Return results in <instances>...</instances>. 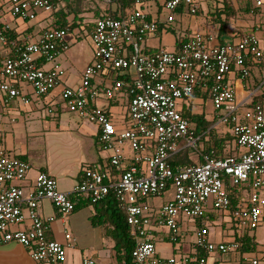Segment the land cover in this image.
<instances>
[{
    "label": "built area",
    "instance_id": "built-area-1",
    "mask_svg": "<svg viewBox=\"0 0 264 264\" xmlns=\"http://www.w3.org/2000/svg\"><path fill=\"white\" fill-rule=\"evenodd\" d=\"M151 1L169 12L167 23L175 21L180 9L188 14L199 9L196 0H133V7L123 16L95 18L89 31L92 61L77 86H64L60 92L69 112L99 126L101 147L110 152L103 166L86 167L73 191L64 192L57 178L45 171L38 172L33 184L25 185L30 162L0 149V246L15 242L35 261L63 264L76 238L68 230L64 232L65 243L47 238L55 216L40 215L42 202L50 201L66 216L82 199L95 204L110 194L135 242L133 264H179L175 257L157 254L154 234L157 228L166 227L168 239L178 242L181 215L200 220L195 229L198 251L238 250L239 240L216 243L208 238L210 206L228 212L239 226L251 230L264 226V101L250 103L241 121L237 111L244 102H237L230 79L232 74L247 79L252 62L264 66V39L247 33L236 42L214 44L212 35L195 32L176 50L164 46L143 49L145 38L162 24L145 8ZM246 1L256 7L263 5L262 0ZM55 9L54 0H0V51L8 50L0 60V91L7 101L30 103L23 83L37 96L47 95L62 84L67 71L58 57L70 48L69 35L74 30L46 26L23 39L12 38L3 18L34 21L40 13L51 14ZM103 74L108 83L98 90L93 80ZM125 88L128 107L120 127L113 113L97 106L96 101L100 96L116 101ZM197 88L202 94L209 93L218 122L231 126L233 151L218 157L210 150L201 162L174 167L170 158L179 151V139L187 140L186 147H197L198 138L190 133V120L181 109ZM126 147L131 154H126ZM240 148L245 151L240 153ZM167 191L172 192L171 197L159 207L147 201ZM14 225L21 227L13 229ZM192 260L207 264L204 255L186 256L182 262ZM81 264L101 263L86 257Z\"/></svg>",
    "mask_w": 264,
    "mask_h": 264
},
{
    "label": "crops",
    "instance_id": "crops-1",
    "mask_svg": "<svg viewBox=\"0 0 264 264\" xmlns=\"http://www.w3.org/2000/svg\"><path fill=\"white\" fill-rule=\"evenodd\" d=\"M196 1L199 5L196 14H188L186 13V9H180L175 13L174 22L179 21L180 30L187 34L186 40L195 32L212 35L214 37V44L236 42L242 35L247 33H254L259 38L264 39V0H262V7H256L246 0ZM54 2L56 4L55 10H58L61 6L60 0H54ZM155 6H157L158 11L162 9L155 1H151L145 6L148 12L150 9L149 13L151 17L156 13ZM131 8L127 9V11ZM51 14L42 12L34 21L3 18V22L9 25L10 30L17 35V38L23 39L26 34L39 33L41 29L49 26L52 22ZM177 14L179 18H177ZM93 22L94 20L91 21L89 31ZM78 29H74L71 33L72 35H69L70 43H72V40H75V33ZM178 42L175 43L174 50L178 49ZM7 51L6 48L0 51V60L7 55ZM66 52L58 57L61 65L62 59H69V55H65ZM92 58L93 56L91 55L88 64L92 61ZM249 66L250 76L247 79H239L238 75L234 74L230 76L231 82L236 89L238 103L244 102L245 104H250L255 101H264V66L254 62L250 63ZM1 79L2 76L0 74V81ZM105 79L106 74L97 76L93 80V85L98 90H102L108 83ZM67 83L68 71L61 84L62 88L70 86ZM21 87L26 94L32 91L28 86L24 85ZM197 90L199 89L197 88ZM60 92L56 94L52 90L49 94L45 95L44 100L47 98L46 103L42 99L38 100L28 95L30 98V103L28 104H24L19 99L7 101V97L1 92L0 149H3L12 156H18L30 162L32 168L25 185L33 184L38 172L45 171L57 178L58 187L61 191L71 192L80 180L83 170L91 165L98 164L103 166L108 161L110 152L103 150L101 147L99 126L69 112L63 105L64 102L61 99ZM197 97H201V95L199 94ZM204 101H206L209 111H213L210 98L204 99ZM187 102L188 104L185 102L181 104V109L189 110L193 113L194 108L189 104V100ZM96 105L112 112L116 124L122 127L128 107L127 88L123 90L122 95L116 101H109L100 96L96 101ZM200 132L201 137L207 131L201 130ZM200 137L197 138L199 139ZM125 151L126 154H131L128 147L125 148ZM204 154L199 151L194 154L187 152L183 144L179 146V151L173 154L170 160L177 166H183L187 165L186 161H190L191 164L201 162ZM171 193V191H167L165 198L154 197V202L152 201L153 206L159 207L165 203L171 197ZM159 198L160 200H156ZM39 213L42 217L55 216V220L46 232L48 239L65 243L64 232L66 230L70 231L76 238L73 246L67 249L66 259L63 264H81L82 260L86 257H92L101 264H126L125 260L117 258L114 224L110 217L111 210L106 204L102 205L100 203L94 205L88 199H82L77 203L73 212L62 216L50 201L45 200L39 207ZM219 217L217 213L209 212V221L219 220ZM183 224L181 219L182 236L179 241L187 236L188 226L185 224L183 226ZM195 229H189L192 247L195 252L187 254L192 255V258L204 255L206 256L207 264H264V227L260 226L249 235L242 234L236 238V240H239L238 238L243 239L244 236L248 238V241L245 242V248L239 249L236 252H213L209 254L196 249ZM208 238L214 241L210 238L209 234ZM166 240H169L168 229L166 227L157 228L154 234V241L158 255L163 258L175 257L179 264H185L182 262L186 257L182 250L184 246L182 245L183 247L181 246L180 250L177 251L175 247H170L166 244ZM251 249L254 250L253 253L249 252ZM254 260L257 263H254ZM0 264L49 263L33 260L26 248L20 244L11 242L0 246ZM188 264L197 263L195 260H192Z\"/></svg>",
    "mask_w": 264,
    "mask_h": 264
},
{
    "label": "rangeland",
    "instance_id": "rangeland-1",
    "mask_svg": "<svg viewBox=\"0 0 264 264\" xmlns=\"http://www.w3.org/2000/svg\"><path fill=\"white\" fill-rule=\"evenodd\" d=\"M60 5H63V1L60 0ZM154 5V4H153ZM116 8L115 4H111L109 0H83L81 4V13L80 17L81 20V27L76 31L75 33V40H72V43L70 45L69 50H67L65 55H69V59H62V66L68 71V85L70 86H76L81 82V77L82 73L85 70L86 66L88 65V60L90 56H93V49H92V44L90 41V35H89V24L91 23L92 20L96 18L97 15L101 13H109L113 11ZM155 15H152L153 18L159 20L162 25L160 30L155 32V34L148 35L145 40L142 43V48L143 49H150L153 50L155 48L165 46L169 50H174L175 43L178 41H184L186 40L187 34L183 31L180 30L179 28V21L178 22H173V23H167L166 19L169 14V12L165 9L162 8L158 11L157 6H155ZM150 12V9H149ZM178 15V14H177ZM73 15H70V19L72 20ZM179 18V15L178 17ZM72 34H70L71 36ZM155 35V36H154ZM28 86V84H21V86ZM30 87V86H28ZM31 88V87H30ZM62 88V85L57 86L54 91L56 94H59L60 90ZM32 90V89H31ZM1 93V91H0ZM2 94V93H1ZM28 95H31L38 100H44L46 97L44 96H37L33 93V90L27 93ZM47 102V98L44 100V103ZM188 104V102H186ZM189 104H191V107L194 108L193 115L199 116L197 117L196 120L190 119V126L191 129L194 131H197L199 129V134L197 137H200L201 135V130H204L205 125L208 122H211L213 119H215V123L212 125V127L215 128L216 133L218 136L223 137L226 134L229 135L231 134V126L227 123H220L218 122L219 118H215V112L209 111L208 105L206 101L202 97H194L193 99H189ZM65 106V104H63ZM1 107V106H0ZM44 107V106H43ZM251 107L250 104H242L240 108L237 111L238 117L241 121L245 120L244 114L245 111H247ZM205 132L208 131L204 130ZM208 139V137H206ZM177 144L179 146L184 144L185 150L187 152L195 153V152H203L204 150V142L203 140L198 141V146L196 148L193 147H186L187 145V140L185 138H181L177 141ZM233 143L229 142L227 147L228 149H232L233 151ZM245 151V148H240L239 152ZM166 194L161 196V198H165ZM156 200H160L156 199ZM147 201L153 206L152 201L153 197H150L147 199ZM209 212H214L217 213L220 217L218 218L219 220L215 221H208L207 227L209 230V236L211 239L216 241L218 243L219 241L231 243L233 240L235 241L238 236H241L242 234H250L254 230H251L246 227L239 226V224L233 219V217L219 209H215L212 206L208 208ZM181 219L183 223L188 226L187 227V236L186 238L181 239L178 242H171L169 240H166L165 243L168 244L170 247H175L178 250H180V247L183 245L184 248L182 249L187 257H192L190 255L192 252L194 253V248L192 247V240L190 237V230H193L196 228L197 224L196 221H198L199 218L196 217H188L185 215H181ZM183 224V226H184ZM21 225H14L12 226L13 229H18L20 228ZM264 227V226H261ZM195 232V231H194ZM238 234V235H237ZM195 235V233H194ZM237 235V236H236ZM182 246V247H183ZM257 249V248H256ZM239 250V249H238ZM238 250H231L232 252H236ZM229 251V252H231ZM190 254H187L189 253ZM249 252H254L253 249H251ZM158 254V253H157ZM183 257V256H182ZM185 257V256H184Z\"/></svg>",
    "mask_w": 264,
    "mask_h": 264
},
{
    "label": "trees",
    "instance_id": "trees-1",
    "mask_svg": "<svg viewBox=\"0 0 264 264\" xmlns=\"http://www.w3.org/2000/svg\"><path fill=\"white\" fill-rule=\"evenodd\" d=\"M63 5L60 6L58 10H55L52 12V22L49 26L51 27H58V28H70V30H74L76 28L81 27V22L78 23V21L81 20L80 13H81V4L83 0H62ZM111 4H115L116 8L109 12V13H101L96 16L98 17H103V16H118L120 15H125L127 12V9L131 8L133 6V0H109ZM70 15H73L72 20L70 19ZM91 24V23H90ZM89 24V26H91ZM93 25V24H92ZM9 35L12 38H16L17 35L10 30ZM186 41V40H184ZM184 41H179V46L178 48L182 45ZM199 92V93H198ZM201 95L205 100L209 98V93L205 92L204 94H201L199 90L195 89L192 95L190 96L189 99H193L194 97H197L198 95ZM255 101L254 103H256ZM182 114L184 117L188 118L189 120L192 118L193 120H196L197 117L193 115L189 110H182ZM191 119V120H192ZM216 120H213L211 122H208L205 125L204 130L208 131L202 135L198 140H203L204 142V150L203 153H208L210 150H215V153L218 157H226L232 153V149H228L227 145L229 142L233 143L234 136L233 134L229 133L226 134L223 137H220L217 135L216 130L212 125L215 123ZM190 133L194 136L197 137L199 134V129L197 131H194L190 128ZM208 137V139L206 138ZM171 164L175 167V163L170 160ZM187 165L191 164L190 161H186ZM233 189V193H234ZM232 206L236 205V198L234 194L232 195ZM105 205L111 210L110 217L111 221L114 224V239H115V250L117 254L118 259H123L125 260L126 264H133L132 263V251L134 249L135 242L133 238L129 234V228L128 225L126 224L125 221V216L114 198L112 194L108 195L104 200L95 203L94 205L98 204ZM239 241L241 242L240 248H245V242L248 241V238L240 239L238 238ZM247 245V244H246Z\"/></svg>",
    "mask_w": 264,
    "mask_h": 264
}]
</instances>
